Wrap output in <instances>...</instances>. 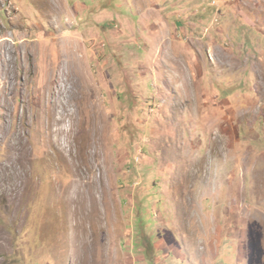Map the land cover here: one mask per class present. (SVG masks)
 <instances>
[{
  "label": "rangeland",
  "instance_id": "374dc122",
  "mask_svg": "<svg viewBox=\"0 0 264 264\" xmlns=\"http://www.w3.org/2000/svg\"><path fill=\"white\" fill-rule=\"evenodd\" d=\"M0 264H264V0H0Z\"/></svg>",
  "mask_w": 264,
  "mask_h": 264
},
{
  "label": "bare ground",
  "instance_id": "6f19581e",
  "mask_svg": "<svg viewBox=\"0 0 264 264\" xmlns=\"http://www.w3.org/2000/svg\"><path fill=\"white\" fill-rule=\"evenodd\" d=\"M50 101H53V103H54V106L56 107V108H61V106L63 105V103H62V100H61V97H60V92L58 91V92H56L55 94H54V97H51L50 98ZM61 114H57V115H52L51 113H49V118L48 119H50L49 120V122H48V125L47 126H49V129L51 130V126H52V124H53V122H58L61 118ZM47 119V120H48ZM75 135H76V133H75ZM56 137V136H55ZM17 139H20L21 138V135L20 134H18L17 135V137H16ZM57 138V137H56ZM55 141H57V143H58V140H55ZM19 144V143H18ZM55 144H56V142H55Z\"/></svg>",
  "mask_w": 264,
  "mask_h": 264
}]
</instances>
